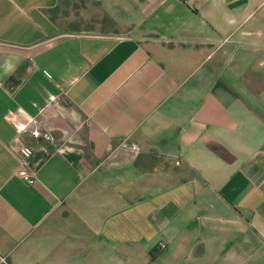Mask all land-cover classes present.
<instances>
[{
    "label": "crops",
    "instance_id": "0c3cea01",
    "mask_svg": "<svg viewBox=\"0 0 264 264\" xmlns=\"http://www.w3.org/2000/svg\"><path fill=\"white\" fill-rule=\"evenodd\" d=\"M85 1L0 0V264H264V0Z\"/></svg>",
    "mask_w": 264,
    "mask_h": 264
},
{
    "label": "built area",
    "instance_id": "2783aa9c",
    "mask_svg": "<svg viewBox=\"0 0 264 264\" xmlns=\"http://www.w3.org/2000/svg\"><path fill=\"white\" fill-rule=\"evenodd\" d=\"M30 154H31V151L29 150L24 151L23 158H21V166L18 169L19 176L27 182H31L32 177H33V174L28 167V160H29L28 156ZM177 162L179 163L180 161H177Z\"/></svg>",
    "mask_w": 264,
    "mask_h": 264
},
{
    "label": "rangeland",
    "instance_id": "374dc122",
    "mask_svg": "<svg viewBox=\"0 0 264 264\" xmlns=\"http://www.w3.org/2000/svg\"><path fill=\"white\" fill-rule=\"evenodd\" d=\"M86 1L85 0H63V8H74L75 6H79L80 4H84ZM81 20H85L84 18H82Z\"/></svg>",
    "mask_w": 264,
    "mask_h": 264
}]
</instances>
